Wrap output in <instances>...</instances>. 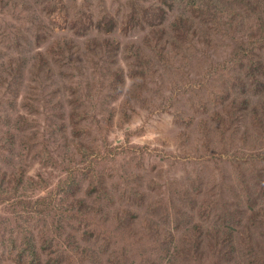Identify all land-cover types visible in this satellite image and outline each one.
Segmentation results:
<instances>
[{"label":"rangeland","instance_id":"obj_1","mask_svg":"<svg viewBox=\"0 0 264 264\" xmlns=\"http://www.w3.org/2000/svg\"><path fill=\"white\" fill-rule=\"evenodd\" d=\"M135 3L154 13L149 22L131 20ZM106 14L117 19L109 36L98 30ZM185 17L188 36L175 29ZM154 19L175 35L155 37ZM231 19L254 25L244 0H0V264H17L34 239L46 245L56 226L79 225L66 213L75 196L110 225L123 218L110 249L130 263H157L162 247H175L184 205L220 192L217 179L183 183L208 156L201 122L230 113L235 99L264 105V44L240 50L264 31L229 34ZM186 212L189 228L212 225L198 208ZM145 227L147 236L130 232ZM178 262L216 264L210 255Z\"/></svg>","mask_w":264,"mask_h":264},{"label":"trees","instance_id":"obj_2","mask_svg":"<svg viewBox=\"0 0 264 264\" xmlns=\"http://www.w3.org/2000/svg\"><path fill=\"white\" fill-rule=\"evenodd\" d=\"M244 1L254 17V25L248 26V22L239 23L237 19H231L227 28L229 34L238 33L242 28L243 34L253 32L256 27L260 29V32L264 31V0ZM225 7H227L226 4ZM131 9L134 13L131 20L136 18L137 22H140L141 18H149V22L154 15L150 9H145L138 3H135ZM206 14L209 15V13ZM106 15L105 31L98 30L109 36L117 27V19ZM193 16L196 22V17ZM217 16L216 13L210 14L209 19L216 22ZM158 20L160 21L154 19L149 23L152 26L151 33L155 37L170 35V33L175 35L174 31L169 32L163 28L161 19ZM180 22L182 25L180 26L179 23L175 29L188 36L187 33L191 29L190 20L185 17L180 19ZM250 37L253 38V35ZM234 41H238L237 38H234ZM263 44L264 40L259 37L240 50L252 51L256 46ZM249 71L252 74V81H256L257 78L251 68ZM262 110L264 105L261 108L259 103L249 104L245 101L240 103L239 99H235L230 113L224 115L218 112L211 113L210 120L201 122L204 130L202 132L208 140V156L200 158L203 161L197 164L202 168L196 169L194 179L193 176H189L183 180V183L189 182L194 186H201L209 179L221 180L219 195L184 205L176 219L177 228L183 229V233L178 236L174 248L166 251L162 247V259L152 264H161L163 260L170 258L173 259L170 264H180L178 258L181 256L192 261H199L205 255L213 256L216 264H264V166L261 165L264 164V113ZM215 138L217 144H212ZM256 180L263 182L260 190L248 194L251 184ZM104 190L105 187L101 184L99 191ZM9 194V191H5L3 200L6 201L4 197ZM246 194L249 196L248 200L244 198ZM93 195L99 197L97 199L99 202L111 198L108 193L104 195L89 193V198ZM48 196L51 200L56 197L53 194ZM75 198V203L66 213L71 216L70 221L78 220L79 225H72L69 233L66 231V226H56L49 238H45L46 245L40 247L37 239H34L27 245V250L20 252L17 264H132L127 254L121 249L118 251L110 249L113 244L112 239L117 235L116 228L121 230L125 225L123 218L119 215L118 226L116 223L110 225L112 218L100 212H94L88 199H79L78 202L76 196ZM82 207L86 210L78 214ZM187 207L198 208L204 216L203 220H210L212 225L206 230L199 224L189 228L191 217L186 212ZM135 219V216H131V220ZM85 220L88 221V225L80 223ZM155 222L156 218L152 221L154 227ZM151 229L145 227L141 233L134 229L130 232L135 236H147ZM74 239H83V241L74 244L71 242ZM144 240L140 239L137 242L143 244ZM206 240L208 241L206 252H202L200 246Z\"/></svg>","mask_w":264,"mask_h":264}]
</instances>
